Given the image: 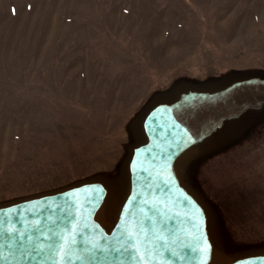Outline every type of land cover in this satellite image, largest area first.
<instances>
[{"label": "rangeland", "instance_id": "obj_1", "mask_svg": "<svg viewBox=\"0 0 264 264\" xmlns=\"http://www.w3.org/2000/svg\"><path fill=\"white\" fill-rule=\"evenodd\" d=\"M243 68H264V0H0V200L112 170L153 91ZM200 178L264 240V132Z\"/></svg>", "mask_w": 264, "mask_h": 264}, {"label": "water", "instance_id": "obj_2", "mask_svg": "<svg viewBox=\"0 0 264 264\" xmlns=\"http://www.w3.org/2000/svg\"><path fill=\"white\" fill-rule=\"evenodd\" d=\"M123 130L112 170L0 200V264H264L200 178L264 131V68L177 77Z\"/></svg>", "mask_w": 264, "mask_h": 264}, {"label": "flooded vegetation", "instance_id": "obj_3", "mask_svg": "<svg viewBox=\"0 0 264 264\" xmlns=\"http://www.w3.org/2000/svg\"><path fill=\"white\" fill-rule=\"evenodd\" d=\"M264 132V131H263Z\"/></svg>", "mask_w": 264, "mask_h": 264}]
</instances>
